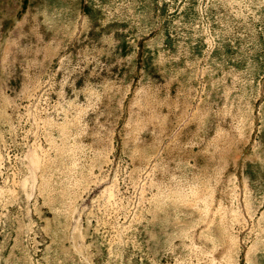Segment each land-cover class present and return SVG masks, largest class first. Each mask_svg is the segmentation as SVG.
Here are the masks:
<instances>
[{
	"label": "rangeland",
	"instance_id": "374dc122",
	"mask_svg": "<svg viewBox=\"0 0 264 264\" xmlns=\"http://www.w3.org/2000/svg\"><path fill=\"white\" fill-rule=\"evenodd\" d=\"M128 2L0 0V264H264V0Z\"/></svg>",
	"mask_w": 264,
	"mask_h": 264
},
{
	"label": "clouds",
	"instance_id": "9594fccd",
	"mask_svg": "<svg viewBox=\"0 0 264 264\" xmlns=\"http://www.w3.org/2000/svg\"><path fill=\"white\" fill-rule=\"evenodd\" d=\"M115 8L105 9L108 20H121L130 18L132 5L128 0H113ZM19 7H23V0H20ZM85 7L94 11L99 7V0H28V8L33 14L32 18L41 26H47L54 21L53 26L58 31L71 34V31L87 30L91 17L85 12ZM127 9L129 15L126 16L124 10ZM29 15L25 13V17ZM85 17H88L85 19ZM129 39H133L130 35ZM91 43V41H89ZM115 56H113V59ZM93 61H87L91 63ZM105 66L97 62V68L103 70ZM82 71V69H81ZM97 74L98 73H94Z\"/></svg>",
	"mask_w": 264,
	"mask_h": 264
}]
</instances>
